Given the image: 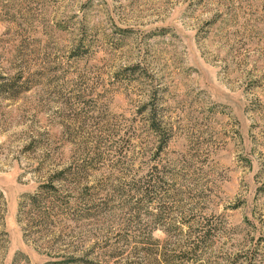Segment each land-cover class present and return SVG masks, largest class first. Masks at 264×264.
Returning <instances> with one entry per match:
<instances>
[{
	"label": "rangeland",
	"instance_id": "rangeland-1",
	"mask_svg": "<svg viewBox=\"0 0 264 264\" xmlns=\"http://www.w3.org/2000/svg\"><path fill=\"white\" fill-rule=\"evenodd\" d=\"M207 220L187 264H264V0H0V264H123L173 224L179 255Z\"/></svg>",
	"mask_w": 264,
	"mask_h": 264
},
{
	"label": "trees",
	"instance_id": "trees-1",
	"mask_svg": "<svg viewBox=\"0 0 264 264\" xmlns=\"http://www.w3.org/2000/svg\"><path fill=\"white\" fill-rule=\"evenodd\" d=\"M1 86L4 87L2 90L3 94L4 92L8 91L9 89L7 88L8 84L5 82V80L3 82V85ZM63 174H64V170L60 171V173L57 176H55L56 178L53 181L63 180V177H64ZM158 183H159L158 176L156 175V173L151 171L148 173V178H146L144 182H142L140 189H138L137 191H141L143 193L141 195L142 198L148 197L149 203H154L156 202V198L152 199L151 194H153L152 193L153 188L158 186ZM49 186L54 188L52 184H50ZM150 199H152L151 202H150ZM31 200L34 201V198H31ZM131 210H133V208H131ZM128 219L129 220H127L124 226V230H130V226L134 225V223L135 225L136 223H139L140 216L138 215V211L136 212L135 215L131 216V218L129 217ZM167 219H168V215L164 216L163 213L160 212V213L153 214L152 222L157 225H161V223L163 224L164 222L163 225H165V221ZM169 225H172V224H169ZM199 225L200 226L197 229V231H194V230L188 231L187 235H189L190 237L193 236V238H188V240L184 242V244L182 245L184 250L179 255H171L167 253L171 251V243L169 242V238H170L169 234L171 235L172 233L171 236H175L178 234L177 230L180 229L178 228V226H175V224H173V226L170 229L164 228L165 235H168V241H164L163 245L161 246L156 245V249H153L151 247V244L153 243L149 241L151 239V236L145 232L143 233L139 231L138 233L140 234H137L138 236L141 235V238L138 241L139 246L137 247V250L136 251L134 250L132 254L135 260L126 262L123 264H174V263L187 264L186 262H188L190 259L194 260L195 258H197V255L195 253L198 251L201 245L207 242V240L209 239L210 231L213 229V226H211L212 225L211 222H208V220L204 223L202 221ZM194 233H196V236L194 235ZM124 235L125 237L128 236L127 234H124ZM153 241L155 242V240ZM120 254H121L120 252H117V253L111 252L110 256L117 257ZM248 262L250 263L251 261H248ZM65 263H68V261L66 260Z\"/></svg>",
	"mask_w": 264,
	"mask_h": 264
}]
</instances>
